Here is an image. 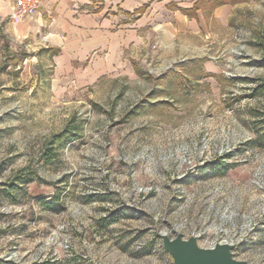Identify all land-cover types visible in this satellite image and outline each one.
<instances>
[{
  "label": "rangeland",
  "instance_id": "rangeland-1",
  "mask_svg": "<svg viewBox=\"0 0 264 264\" xmlns=\"http://www.w3.org/2000/svg\"><path fill=\"white\" fill-rule=\"evenodd\" d=\"M228 3L196 53L95 81L0 20V264H173L162 237L208 249L220 221L264 264V0Z\"/></svg>",
  "mask_w": 264,
  "mask_h": 264
},
{
  "label": "crops",
  "instance_id": "crops-1",
  "mask_svg": "<svg viewBox=\"0 0 264 264\" xmlns=\"http://www.w3.org/2000/svg\"><path fill=\"white\" fill-rule=\"evenodd\" d=\"M40 1L31 17L14 20L15 0H0V20L14 41L29 39L51 54L57 75L78 82L129 75L152 46L163 60L186 47L196 53V45L227 32L232 11L226 0Z\"/></svg>",
  "mask_w": 264,
  "mask_h": 264
},
{
  "label": "water",
  "instance_id": "water-1",
  "mask_svg": "<svg viewBox=\"0 0 264 264\" xmlns=\"http://www.w3.org/2000/svg\"><path fill=\"white\" fill-rule=\"evenodd\" d=\"M162 246L172 258L173 264H248L232 257V246L216 245L213 249H202L194 238L183 240L180 235L170 239L162 237Z\"/></svg>",
  "mask_w": 264,
  "mask_h": 264
},
{
  "label": "built area",
  "instance_id": "built-area-1",
  "mask_svg": "<svg viewBox=\"0 0 264 264\" xmlns=\"http://www.w3.org/2000/svg\"><path fill=\"white\" fill-rule=\"evenodd\" d=\"M40 7H41L40 0H15L12 18L14 20H22L31 17L34 13H36L40 9ZM225 226H227L228 229H223ZM230 226H232L231 221L225 225H223L220 221V224L215 229V234L223 235L224 239L221 241L214 242L213 244H211L212 246L208 249H213L216 245H228L234 248L244 242L242 240L244 239V236L240 235L237 237V235L243 232H248V230L250 229V221H245L244 225H242L239 229H237L239 231L238 233H234V231L237 230L230 229L231 228ZM223 242H228L229 244H233V245H229Z\"/></svg>",
  "mask_w": 264,
  "mask_h": 264
},
{
  "label": "trees",
  "instance_id": "trees-1",
  "mask_svg": "<svg viewBox=\"0 0 264 264\" xmlns=\"http://www.w3.org/2000/svg\"><path fill=\"white\" fill-rule=\"evenodd\" d=\"M214 1H217V0H214ZM226 1L228 2V0H226ZM196 9H197V6L194 5L193 8L191 9V11L194 12V11H196ZM184 12L187 13L188 11H184ZM189 12H190V11H189ZM73 140H74V139H72V141H73Z\"/></svg>",
  "mask_w": 264,
  "mask_h": 264
},
{
  "label": "bare ground",
  "instance_id": "bare-ground-1",
  "mask_svg": "<svg viewBox=\"0 0 264 264\" xmlns=\"http://www.w3.org/2000/svg\"><path fill=\"white\" fill-rule=\"evenodd\" d=\"M229 245H231V244H229Z\"/></svg>",
  "mask_w": 264,
  "mask_h": 264
}]
</instances>
